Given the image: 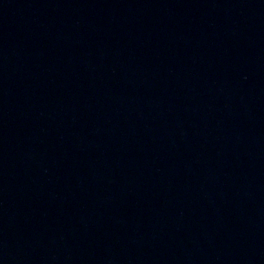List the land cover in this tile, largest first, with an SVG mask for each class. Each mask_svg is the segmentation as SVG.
<instances>
[{"label": "water", "instance_id": "95a60500", "mask_svg": "<svg viewBox=\"0 0 264 264\" xmlns=\"http://www.w3.org/2000/svg\"><path fill=\"white\" fill-rule=\"evenodd\" d=\"M0 264H264V0H0Z\"/></svg>", "mask_w": 264, "mask_h": 264}]
</instances>
